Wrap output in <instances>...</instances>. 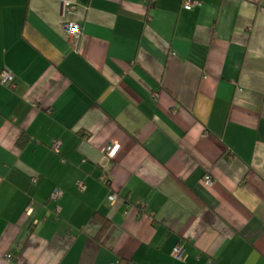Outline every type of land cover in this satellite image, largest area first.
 I'll return each mask as SVG.
<instances>
[{
    "label": "crops",
    "instance_id": "obj_1",
    "mask_svg": "<svg viewBox=\"0 0 264 264\" xmlns=\"http://www.w3.org/2000/svg\"><path fill=\"white\" fill-rule=\"evenodd\" d=\"M63 1L0 0V264H264V0Z\"/></svg>",
    "mask_w": 264,
    "mask_h": 264
},
{
    "label": "built area",
    "instance_id": "obj_2",
    "mask_svg": "<svg viewBox=\"0 0 264 264\" xmlns=\"http://www.w3.org/2000/svg\"><path fill=\"white\" fill-rule=\"evenodd\" d=\"M198 5H200V2H198V1H194V0H186L185 1V7L189 8V9L194 8ZM76 9H78V3L75 0H64L62 2L61 16L65 19L62 23V26L66 30V32L69 34L70 40L72 41V43L75 46H77L79 44L80 39L84 33V25L78 21L69 20V19H67V17L71 13H73ZM13 78H14V75L10 71H8L1 77V81L3 83H7ZM54 147L56 149L60 148L59 141H56L54 143ZM118 148H119L118 142H116L115 140H112L106 146L105 152L109 157L114 158L116 156ZM103 178H104V180L108 179V177L106 175H104ZM205 178H206V182L208 184H211L213 182V176L211 174H207L205 176ZM61 195H62V191L60 189H55L54 192L52 193V199L56 200ZM120 199H121V196L118 195L117 193H112L108 196V200L110 201L111 205L116 204L117 201H119ZM33 206H34V204L30 203V205L28 206V212L32 211ZM173 250H174V255L177 259L185 260L186 255H187V251H186V248L183 244H181V243L176 244ZM6 258L9 261H12L13 260V252H9L6 255Z\"/></svg>",
    "mask_w": 264,
    "mask_h": 264
},
{
    "label": "trees",
    "instance_id": "obj_3",
    "mask_svg": "<svg viewBox=\"0 0 264 264\" xmlns=\"http://www.w3.org/2000/svg\"><path fill=\"white\" fill-rule=\"evenodd\" d=\"M185 1L186 0H184L183 1V6H184V8H186L185 7ZM194 1H197V0H194ZM77 2V1H76ZM199 2V1H198ZM78 4H79V2H77ZM200 5H201V3H200ZM200 5H198V6H200ZM198 6H196V7H198ZM196 7H194V8H196ZM194 8H191V9H194ZM186 9H189V8H186ZM63 18V17H62ZM64 19V18H63ZM67 19H69L68 17H67ZM65 20V19H64ZM70 20V19H69ZM81 24H83L82 22H80ZM84 25V24H83ZM27 140V138H24L22 141H26ZM54 147V146H53ZM54 149H56L55 147H54ZM56 150H58V149H56ZM107 155V154H106ZM108 156V155H107ZM109 157V156H108ZM109 158H111V157H109ZM111 159H114V158H111ZM54 192V191H53ZM52 198V197H51ZM122 198V197H121ZM102 223H103V226H102V228H101V230H100V232H99V234H97V236H96V239L97 240H101V239H103V234L108 230V228H109V226H110V224H111V221L110 220H106V218L102 221ZM121 264H135L134 262H132L131 260H129V259H122L121 260V262H120Z\"/></svg>",
    "mask_w": 264,
    "mask_h": 264
}]
</instances>
